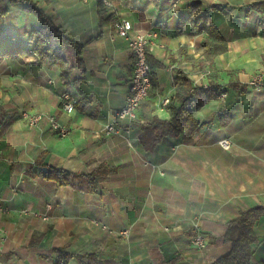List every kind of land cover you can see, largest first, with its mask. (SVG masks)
I'll list each match as a JSON object with an SVG mask.
<instances>
[{"label":"crops","instance_id":"crops-1","mask_svg":"<svg viewBox=\"0 0 264 264\" xmlns=\"http://www.w3.org/2000/svg\"><path fill=\"white\" fill-rule=\"evenodd\" d=\"M30 1L81 50L68 49V82L32 55L0 62V264H58L56 250L73 256L66 264L88 255L95 256L88 264H210L228 251V223L264 208V87L249 85L264 74V0H103L111 16L103 26L97 0ZM24 6L17 0L0 18V51L32 49L39 20ZM205 10L227 51L214 60L217 97L193 115L199 128L150 146L138 110L136 120L118 122V133L104 134L124 105L134 64L115 22L126 18L135 32L156 34L146 46L157 92L152 115L168 120L159 103L173 97L177 71L208 87L206 74L193 73L195 63L178 53L185 46L198 57L205 34L190 20ZM63 95L75 101L73 112L62 109ZM24 112L44 118L30 126ZM51 120L67 133L52 130ZM222 139L231 141L229 150ZM43 165L112 172L89 193L45 180L38 174ZM256 231L251 264H264V217ZM196 233L202 248L193 244Z\"/></svg>","mask_w":264,"mask_h":264},{"label":"trees","instance_id":"trees-1","mask_svg":"<svg viewBox=\"0 0 264 264\" xmlns=\"http://www.w3.org/2000/svg\"><path fill=\"white\" fill-rule=\"evenodd\" d=\"M15 2L17 0H0V18L8 13L9 6ZM23 2L24 8L39 20L38 28L32 30L29 36L32 49L28 52L21 48H5L0 51V62L4 59L22 61L32 55L37 58V64L48 62L50 66L58 67L60 77L68 82L72 66L69 64L65 51L74 48L75 53L78 54L81 46L65 36L54 16L45 14L30 0H23ZM108 10L103 0H97L99 26H103L111 19ZM190 24L192 30L205 34L195 51L198 57L187 55L185 46L181 47L178 53L184 54L186 60H192L195 63L192 69L193 73L206 74L209 80L208 87L196 86L189 74L177 71L175 93L166 107L169 119L160 120L152 115L157 92L151 77L147 98L141 101L139 107L140 119L145 122L141 126L143 128L142 140L143 143L149 142L150 146L159 143L168 136H179L181 133L191 136L200 126L193 116L194 113L208 101L217 97V85L212 84L213 79L217 77L214 60L218 55L227 51V42L217 27L209 20L206 10L194 16L190 20ZM148 64L151 69L154 67L149 62ZM2 110L0 101V114ZM40 167L38 174L45 180L52 181L59 186H71L89 193H96L101 179L112 172V169H107L102 165H98L89 173H71L48 165ZM261 217H264V208L255 207L242 211L237 218L230 221L223 235V239L229 243V250L210 264H251L253 249L259 243L256 225ZM56 252L62 257L58 264H66L73 257L62 250H56ZM76 258L81 264H88L87 261L95 259V256H78Z\"/></svg>","mask_w":264,"mask_h":264},{"label":"built area","instance_id":"built-area-1","mask_svg":"<svg viewBox=\"0 0 264 264\" xmlns=\"http://www.w3.org/2000/svg\"><path fill=\"white\" fill-rule=\"evenodd\" d=\"M115 33L123 38L127 42V46L131 51L134 64L132 69V75L129 78L128 89L125 94L124 105L121 109L116 111L114 121L105 125L103 132L106 135L116 134L119 131V121L129 120L134 121L137 118V112L142 100L147 98L148 91L151 84L152 69L147 62L146 46L150 42V39L155 37L154 32H135L130 20L126 18H119L115 22ZM249 85L254 90H259L264 87V74H255L249 81ZM224 97V94L220 95ZM170 102L169 97H163L160 100V106L167 107ZM73 101L68 95L62 97V109L71 113L74 111ZM22 118L30 126H37L44 118L42 114H29L24 112ZM51 128L59 135H65L66 129L58 124L56 121L51 120ZM218 144L224 149L229 150L231 148V141L229 139H222ZM4 211L2 205V199L0 198V213ZM46 219V216H42ZM126 234V232H123ZM193 244L197 248L204 247L205 243L199 233H196L193 237Z\"/></svg>","mask_w":264,"mask_h":264},{"label":"rangeland","instance_id":"rangeland-1","mask_svg":"<svg viewBox=\"0 0 264 264\" xmlns=\"http://www.w3.org/2000/svg\"><path fill=\"white\" fill-rule=\"evenodd\" d=\"M72 52H71V50H66L65 51V55H66V57L69 59L71 56H72V54H71Z\"/></svg>","mask_w":264,"mask_h":264}]
</instances>
